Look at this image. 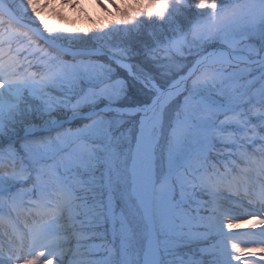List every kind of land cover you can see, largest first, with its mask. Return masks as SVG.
<instances>
[{
    "label": "snow or ice",
    "instance_id": "obj_1",
    "mask_svg": "<svg viewBox=\"0 0 264 264\" xmlns=\"http://www.w3.org/2000/svg\"><path fill=\"white\" fill-rule=\"evenodd\" d=\"M107 2L0 0V264H264V0Z\"/></svg>",
    "mask_w": 264,
    "mask_h": 264
},
{
    "label": "rangeland",
    "instance_id": "obj_2",
    "mask_svg": "<svg viewBox=\"0 0 264 264\" xmlns=\"http://www.w3.org/2000/svg\"><path fill=\"white\" fill-rule=\"evenodd\" d=\"M104 3L105 8H100L96 4L95 0H79V3H74L73 7L66 8L62 5L61 0H54L52 10L49 12V17L51 23H55L54 13L60 11L65 19L70 23H73L75 27H83L86 30L89 28H95L97 24H103L106 19H111L115 15V10L109 7L107 0H101ZM117 5L120 4V0H115ZM127 3H131L132 0H126ZM107 9V11L105 10ZM20 40L27 43L25 37L21 36ZM191 60V57H188ZM246 214V210L241 206H237L236 215L243 216ZM16 219V218H15ZM19 223V222H17ZM21 226V223H19ZM22 227V226H21ZM251 230V221L247 220L245 222H234L232 232H228L230 236L233 237L231 242L238 243L241 247L251 246L250 236L247 235L244 239H236L237 233L249 232ZM259 231V229L255 230Z\"/></svg>",
    "mask_w": 264,
    "mask_h": 264
},
{
    "label": "bare ground",
    "instance_id": "obj_3",
    "mask_svg": "<svg viewBox=\"0 0 264 264\" xmlns=\"http://www.w3.org/2000/svg\"><path fill=\"white\" fill-rule=\"evenodd\" d=\"M232 230H233V229H231V230H227V229H226L225 231H227V232H232Z\"/></svg>",
    "mask_w": 264,
    "mask_h": 264
},
{
    "label": "trees",
    "instance_id": "obj_4",
    "mask_svg": "<svg viewBox=\"0 0 264 264\" xmlns=\"http://www.w3.org/2000/svg\"><path fill=\"white\" fill-rule=\"evenodd\" d=\"M195 11V9H193V12ZM161 56L163 57V54H161Z\"/></svg>",
    "mask_w": 264,
    "mask_h": 264
}]
</instances>
